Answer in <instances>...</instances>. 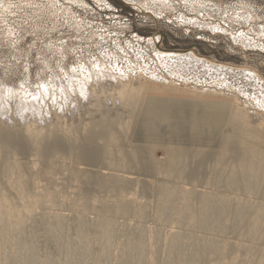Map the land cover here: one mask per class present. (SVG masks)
<instances>
[{
  "label": "rangeland",
  "instance_id": "1",
  "mask_svg": "<svg viewBox=\"0 0 264 264\" xmlns=\"http://www.w3.org/2000/svg\"><path fill=\"white\" fill-rule=\"evenodd\" d=\"M174 54L180 56L193 54L198 59H203V62L227 68V71H231V79L228 78L225 83L229 87L221 86L220 81L215 82L206 76L199 75L201 81L198 82L197 78L190 75L185 81L171 75L173 69L165 60H167L166 56ZM73 68L76 69L75 72L72 70ZM99 72L109 74V81H107L108 78L102 81L105 86L107 85L105 82H108V88H111L112 84L115 85L121 78L146 76L148 80L152 76H161L160 78L172 83L168 84L171 87H196L222 91L224 94L221 96L218 93V95L227 99L233 108L236 106L233 99L237 96L240 106L252 109V103L255 104L252 107L259 105L258 98L260 97L257 95L260 92L253 86L243 87L246 85V79L239 73H257L261 77L258 85L264 91V0H0V106L5 109L8 107L7 111L3 109L5 112L0 114V116L2 115L0 117V135H3L0 140V191L8 201L17 206L22 215L28 217L26 219L28 227L26 234L20 239L19 244L14 243V245L11 244L5 248L7 254L19 253L21 255V247H29L30 254L36 256L42 263L78 264L76 261L66 262L65 259H62L61 249L71 247L75 250V257L78 258L81 251L77 246L79 243L76 239L75 228L79 219L84 216L85 227H91L97 219L104 215V212L113 213L108 219L115 220L119 224L118 237L119 235L120 237L121 235L131 236L133 239L136 238V241L142 240L145 243L147 239L154 240L148 229H156L159 234L161 233V236H165L167 233L185 234L184 238L186 239L184 240L190 244L185 245L188 253L196 249L200 236L220 237V241L233 244L246 243L248 240L243 239L237 231L247 227L237 221L246 219L239 217L230 219L233 220V224L236 220L235 224H228L224 234L212 233L206 229L200 231L188 225H179L175 223L182 218L178 214L172 222L162 223L159 221L155 209L158 186L164 181L182 186L183 184L179 185L178 181H175L176 179H165L150 173H148V177L140 175L138 177V173L134 171L133 175H127L126 190L114 192L112 188L101 184L91 187V181L85 179V175L75 178L74 172L77 169L80 172L108 174L112 173L113 167L108 165L105 160L97 164L81 165L76 159V148L70 145V142L75 139L86 142L89 138L88 134H91L93 129H99L98 118L104 114L102 112H106L107 119L112 118L116 125L126 123L133 116L127 108L125 109L128 111L122 108L108 110L107 106L105 107V96L102 99L103 95L93 96L94 98L91 96L93 88L101 87V84L96 81V75L98 77ZM85 82L90 87V93L81 97L78 87ZM41 85L48 91L45 92L44 87H40ZM151 85L152 83H147V88ZM230 87L232 90L229 91ZM243 89L244 94H242ZM246 89L249 90H247L249 93ZM99 91L100 89H98ZM34 97L43 99V104L41 107H37L38 111L36 110L35 113H26L27 115H25L20 109H23V103L36 100ZM96 99H99V102ZM91 103L96 105L92 111L96 110L97 112L98 109L101 111L95 114L94 111L92 114L95 117L91 114V107H94ZM74 107H78L80 116L76 117L73 113ZM100 107L105 108L101 109ZM14 109L15 114L19 110V115L14 114ZM259 110L264 111V108H259ZM61 112H64L65 115ZM85 113L86 116H84ZM13 115H15L14 118ZM45 117L46 120L47 118L50 120L46 121ZM88 120L93 121L92 124ZM74 123L81 127L80 134H75L77 136L69 135V129H67ZM86 124H91L93 129L89 126L88 130H85ZM31 125L34 132H45L46 135L37 138L28 136L27 127H31ZM48 127L50 130H54L53 134L55 135H47V132L50 131ZM120 130L121 126H117L116 132L120 133ZM15 134L19 135L21 144L27 142V146H29L26 147V150L17 145L20 143L14 142L15 145L10 142L9 139L14 138ZM226 134L229 135V147H231L237 142L238 135L236 132L228 130ZM117 135L120 136V134ZM54 140H58L59 143L61 142L60 145L65 147L61 154H57L53 150H47L44 154L40 153L39 145H51ZM132 146L134 145L129 144V141L124 144L119 137L116 140V148L127 153L134 150ZM102 147L100 144L99 148L102 149ZM136 152L140 155H154L158 160L167 155L164 147H158L154 153L145 148ZM219 153L217 152L213 156L222 157L226 151ZM5 156H8V165L6 166L1 164ZM213 156L210 158H214ZM146 164L149 165V162L146 161ZM10 165L16 166L12 175L9 172ZM196 167H193V173H197V178L201 179H196V182H186L188 188H194L198 194L204 192L212 195H232L233 197V194L227 190L215 188L203 182L206 177H202L201 172L202 174L203 172L208 173L210 167H205L206 169ZM21 177L27 179H18ZM18 184H26L28 194L22 196ZM187 196L185 195L182 201H178L176 206L178 212L185 210ZM242 196L241 198L245 199V196ZM255 200L257 203H264V198L261 196ZM120 202L132 204L128 216L122 217L116 215L112 209H110L111 211L106 210V208L117 206ZM72 204H76L77 208H72ZM142 208L144 213L140 214L139 209ZM52 215L63 219L61 230L65 231V234L63 233L66 239L65 246H63L64 244L61 246L56 240L46 235L47 226L53 225V221L51 223L48 221ZM169 217V215L164 216L163 219ZM120 226H123L122 230ZM138 228L143 229L142 231L146 233L144 238L139 235L140 231H136ZM156 230L155 232H157ZM90 235L99 238L98 231L95 229L90 231ZM188 238H190L189 241ZM192 238H194V242L191 241ZM159 241L156 242L155 239V245L159 246L156 248L161 255L167 247L164 249L166 245L161 243L163 240ZM193 243H196L195 246ZM103 244L104 241L93 243L94 252H99ZM188 246L190 247L188 248ZM190 248H194V250ZM112 251L114 252V250ZM27 256L22 253V261H25ZM160 263L158 261L157 264ZM256 263V261H249V264Z\"/></svg>",
  "mask_w": 264,
  "mask_h": 264
},
{
  "label": "bare ground",
  "instance_id": "2",
  "mask_svg": "<svg viewBox=\"0 0 264 264\" xmlns=\"http://www.w3.org/2000/svg\"><path fill=\"white\" fill-rule=\"evenodd\" d=\"M166 57H167V60L165 61L173 69V72L170 73L171 75L180 77L184 81L185 79H188V76L190 75L194 78H197L196 81L198 82L201 81V77L199 75L203 77L206 76L215 82L220 81L219 83L221 84V86L226 85L227 87H229V85L225 83H227L228 78L231 79L230 77L231 71L230 72L227 71L226 70L227 68L224 69L225 67L224 68H222L221 66L216 67V65H213V63L211 64L208 62H203L202 61L203 59H198L193 54H190L187 56H184V55L180 56V55L174 54V55H169ZM95 73L97 74V72ZM239 74L244 76L246 79V85H243V87L247 88V87L253 86L254 88H256L257 91L260 92L257 95L260 97L258 98V101L260 102H258L259 105L254 106L255 108L252 107L254 104L252 103V106H251L252 109H250L247 106H244V107L240 106V102L237 96L234 97L232 95L234 97L233 100L235 101L236 106L233 108L232 114L230 116L227 130L230 132H233V131L236 132V134L238 135V140L237 142L234 143V145L229 147L230 138H229V135L225 133L221 152L226 151V153L222 157L217 155V156H213L214 158H210V157L199 158L202 156L189 155V154L177 153V152H167V155L165 158L158 160L156 159V157H154V155L137 154L136 152L137 150H131V153H127L119 148H116V140L118 137L122 140L124 144L128 143L129 141L134 118L140 106V102H141L144 90L147 86V83H156L159 85L172 84L169 80L167 81L164 78L163 79L160 78L161 76L160 77L152 76L151 78H148V80L146 76L145 77L143 76L144 78L140 76L139 77L130 76L129 78H121V80L117 81L115 85L114 84H112V86L109 85L111 86V88H108L107 87L108 82H105L107 83V85L105 86L104 84H102L103 83L102 81L107 78H108L107 81H109L110 79L109 74L104 73V72H99L98 77L96 75V78H97L96 81H98L101 84V87L98 88L100 89V91L98 92V89H96L95 87L93 89L91 88L92 89L91 93L89 92L90 87L88 86V84H86V82L82 83V85L78 87V92L81 97L88 95V93H90L92 97L93 96L96 97L99 94L101 96L103 95L102 99L105 96L104 97V100H106L105 107L107 106L108 110L110 109L119 110L121 108L122 109L127 108L131 112L130 114H133V116L132 118H129L130 120H128L126 123L124 122L123 124L116 125L112 118L110 120L107 119L108 116H106L105 114L106 112H102L104 114L100 115V118H98L97 116L99 120V124H98L99 129L94 130L93 126L91 125L93 121L90 122V120H88L91 124H86L84 128L85 130H88L89 126H91L94 133L92 132L91 134L90 133L88 134L89 138L86 140V142L75 139L70 142V145H73L76 148V151H77L76 159L81 165L82 164L90 165L89 163L97 164L100 161L105 160L107 161L108 165L113 167L112 173H108V174H105L103 172H98V173H88L84 171L80 172L79 169H77L74 172L75 178L77 177L79 178L85 175L84 178L89 179L91 181V187L101 184L105 187L108 186L109 188H112L114 192H117V191L121 192L127 187V185H125V180L128 179L127 175H130V174L133 175L134 171L138 173L137 174L138 177L139 175L143 177H148V173H150V174H156L157 176H160L165 179H176L175 181H178L179 185L180 184H183V185L178 186L177 184L176 185L171 184L169 181H164L158 186V195H157V201H156L157 203H156L155 209H156V216L159 218L158 219L159 221H161L162 223L172 222L174 221L173 219L176 216V214H178L182 218L180 220H177L175 223L179 225H188V226H191L195 230L201 231V230L206 229V230L212 231V233L218 232V233L224 234L226 233L225 231L226 226L228 224H233V220H230V219H233V217H236V218L239 217V218L246 219V220H241V221L238 220L237 222H239L240 224H245L247 227L241 228V229L236 228V229H238L237 231H239L238 234H240L243 237V239L246 238L248 241L246 243L240 242V243L233 244L230 242L220 241L219 240L220 237L215 238V237L200 236L198 237L197 244L195 243L196 249L194 250V248H190V249H193L194 251L188 253L189 251L188 250H187L188 252L186 251L187 247L185 245L186 244L188 245L189 243H186V240H184L186 239L184 238L185 234H182L183 235L182 236L180 233H170V234L167 233L165 234V236L164 235L161 236L160 235L161 233L159 234L156 229L154 230L148 229L149 233L151 231V234H152L151 237L152 239H154L153 240L154 242L150 239H149L150 242H148L149 240L146 238L147 240L145 243L142 240L136 241L135 240L136 238L133 239L131 236L128 237V236L121 235L120 237L119 235L118 237L117 231L119 230L118 228L119 224L115 220L108 219V217L112 215L113 213L104 212V215L100 217L99 219H97L96 222L93 223L92 224L93 226L91 227H88V226L87 228L85 227L86 224L84 222L85 221L84 216H82L79 219L78 224L75 228L76 229L75 235L79 243L77 246L80 248V251H81V252L79 251L80 255L78 258L75 257V253H74L75 250H73L71 247L69 248L67 245L68 248L63 247L61 249L62 251H61L60 256L62 257V259H65L66 262H69V260L76 261L78 262V264H157L158 261L161 262L160 264H249V261L250 262L256 261L257 262L256 264H264V248H263L264 247V203H257V200H255L256 198H258V196H261L262 198H264V111L259 110V108L261 109L264 108V91L262 87L258 85L259 84L258 82L261 81L260 79L261 77H259L257 73L240 72ZM111 80L109 82L110 84H111ZM210 82L212 83V81ZM99 83L98 85H100ZM191 88L198 89L204 92H211L214 94H218V93L220 95L224 94L222 91H216V90L213 91L209 89H199L196 87H189V89ZM244 89L242 91V94H244L243 92H245ZM230 90H232V88L229 89V91ZM247 90L248 89H246V91ZM66 96H68V94H66ZM99 99H96L98 100L97 102H99ZM251 101L252 99L249 101L250 104H251ZM6 103H3V104L6 105ZM19 104L20 103H18V105ZM23 104H24L23 109H20V108L18 109H20V111L24 112V114L27 115L33 112L35 113V111L37 110V107L42 106L43 99L39 98V99L33 100L31 102L23 103ZM9 105L10 104H8V106ZM95 106L91 107L92 109L90 108L91 111L93 110V108L94 109L96 108ZM105 107H102V108H105ZM7 108L8 107H6V109ZM3 109L5 108H3V106H0V114L5 112ZM18 111L15 114L16 111L14 109L13 112L15 115H17ZM72 111L76 115V117L80 116L78 107L77 108L74 107ZM82 111H86V110H82ZM94 111H92L91 114L93 112L94 114L99 113L100 109H98L97 112L96 110ZM64 112H61V114H64ZM90 112H89V115H90ZM39 113H41L40 110H39ZM73 113L71 114L73 115ZM116 113H117V110H116ZM94 114H92V116H94ZM15 115H13V118ZM84 116H86V113ZM112 116H113V113H112ZM89 117L88 118L86 117V119H89ZM90 119L92 120V118ZM45 120H46V117H45ZM48 120L50 119L47 118L46 121ZM74 124H72L71 126L67 128L69 129L68 130L69 135L71 134L74 136L75 134L77 135L80 134L79 132H80L81 127H78L77 124H76L77 126ZM49 126H53V125H49ZM117 126L118 127L121 126L120 133L116 132ZM32 127H33L32 125L31 127H27L26 133L28 136H33L34 138H37L38 136L40 137L42 135H46L45 132H44L45 134L42 132L41 133L34 132L31 129ZM91 128H90V131H92ZM53 131L54 130H50L49 133L47 132V135L53 134ZM117 134H120V136ZM18 136L15 134L14 138L9 139L10 142L12 144L20 143L17 145L21 146V148L26 150V147H28L29 145L27 146L26 141L23 142V144H21L22 141L19 140ZM2 137L3 135L1 134L0 140ZM60 143L58 140H54L51 145H45V146L39 145L38 148H39L40 153L42 154H44L47 150H53V151H56L57 154H61L65 147L63 148V146H61ZM100 144H102L103 146L102 149L99 148ZM70 145L69 147L72 148ZM150 152L154 153L153 151H150ZM71 153H72V150H71ZM146 161L149 162V165L146 164ZM1 164L4 166L8 165V156H5L2 159ZM195 166H197L196 168L198 169H202V168L206 169L205 167H210L209 169L210 171L208 173L205 174L203 172L202 174L201 172V176L206 177L204 178L203 182L215 188H223L227 190L228 192H230V194H233V197L232 195L230 196L212 195V194H208L204 192L203 194H198L196 193V190L194 188L193 189L188 188L187 183L189 181L194 182L196 179H201L200 177L197 178V173L196 174L193 173L194 172L193 167ZM15 170H16L15 165L9 166V172L11 173L10 175H12ZM18 179H27V178L21 177ZM18 186L20 188V191H21L20 194H22V196L23 194H28V189L26 187V184H23V185L18 184ZM185 195H188L185 199L186 200L185 205H184L185 210L178 212L176 210L177 203L180 200L182 201ZM242 195L245 196V199L241 198ZM116 197H119V196H116ZM231 201L232 203L234 201V204H232ZM83 205H86V203H83ZM131 205L132 204L130 203L127 204V203L120 202L117 206L106 208V210L111 211L110 209H112V211L116 212V215H120L123 217V216L129 215ZM72 208H77V205L72 204ZM139 213L143 214L144 209L143 208L139 209ZM168 215L170 216L168 219H163L164 216L166 217ZM26 219H28V217H25V215H22L21 212H19L17 206L11 203L10 201H8V199L5 198L2 192L0 191V264H45V263H42L36 256L30 254L31 251H29L30 250L29 247H21L23 255L25 256L28 255L25 261H22V257H21L22 253L21 255H19V253H11V254L8 253L7 254L5 250V248H7L9 245L11 244L14 245V243H18L20 239L26 234L28 230ZM48 221L50 223L51 221H53V225L47 226L48 232L46 235L49 238L56 240L62 246L66 240L65 235H64L65 231L62 232L61 230L63 226V219L60 217H57L56 215H52L48 218ZM235 221H234V224H235ZM122 227L120 226V229ZM93 229L98 231L99 238H95L94 236L90 235V231L91 230L93 231ZM189 229L191 230V228ZM142 230H140L139 228L136 229V231H140L139 235L143 236L144 238V235L146 233H144ZM155 230L157 232H155ZM204 233L206 232L204 231ZM148 235L146 236L149 237ZM155 239H156V242L157 240H160V241L163 240V242L161 243L166 245L164 246V249L165 247H167L166 250L163 253H161V255L159 254L160 251H158L156 248L158 245L157 246L155 245ZM189 239L190 238H188V241ZM192 239L193 240L191 241L194 242V238ZM98 241H104L103 247L101 248L99 252H94L93 243H96ZM147 242L148 244H146ZM63 246H65V244ZM189 247L190 246H188V248ZM112 250H114V252Z\"/></svg>",
  "mask_w": 264,
  "mask_h": 264
},
{
  "label": "crops",
  "instance_id": "3",
  "mask_svg": "<svg viewBox=\"0 0 264 264\" xmlns=\"http://www.w3.org/2000/svg\"><path fill=\"white\" fill-rule=\"evenodd\" d=\"M232 111L218 94L152 83L144 90L129 144L134 150L164 147L166 152L212 157L221 152Z\"/></svg>",
  "mask_w": 264,
  "mask_h": 264
},
{
  "label": "snow or ice",
  "instance_id": "4",
  "mask_svg": "<svg viewBox=\"0 0 264 264\" xmlns=\"http://www.w3.org/2000/svg\"><path fill=\"white\" fill-rule=\"evenodd\" d=\"M74 72L76 71L75 68L72 69ZM40 87H44L43 85H41ZM44 91L47 92L48 89L46 87H44ZM34 99H39V97H34Z\"/></svg>",
  "mask_w": 264,
  "mask_h": 264
}]
</instances>
